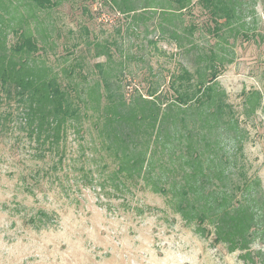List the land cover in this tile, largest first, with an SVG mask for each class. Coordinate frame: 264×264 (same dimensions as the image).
<instances>
[{"label": "rangeland", "instance_id": "obj_1", "mask_svg": "<svg viewBox=\"0 0 264 264\" xmlns=\"http://www.w3.org/2000/svg\"><path fill=\"white\" fill-rule=\"evenodd\" d=\"M52 2L53 7L39 10L31 0H0L6 59L17 58L10 48L22 34L38 47L25 58L28 65L44 68L46 77L62 86L87 92L100 83L96 65L101 64L111 90L128 103L151 89L168 104L174 97L168 88L171 75L185 67L195 82L197 73L205 71L200 57L213 53L218 70L214 90L233 121L201 128L200 119L185 115L186 126H195L199 133L196 149L209 152L203 154L204 169L208 155L223 158V164H211L210 172H219L212 182L226 188L248 178L257 180L264 193V0H233L234 18L217 36L196 0L180 13L174 12V0H117L135 11L122 14L123 20L113 19L103 6L106 0ZM167 9L172 22L162 19L160 11ZM173 32L185 48L171 40ZM104 43L111 52L115 49L111 60ZM98 90L104 106V90ZM22 107L15 95L6 98L0 91V264H252L243 262L238 251L229 253L225 245L215 244L213 235L196 233L195 224L174 211L170 190L161 195L153 192L152 181L135 185L130 179L125 180L127 188H116L110 179L114 159L101 148L90 121L83 123L82 138L68 129L57 172L36 177V170L50 169L57 157L47 152L44 161L36 158ZM155 154L151 180L166 189L174 177L184 183L181 161L170 149L164 156L161 150ZM205 180L207 187L213 186ZM38 211L48 216L43 228L30 222L37 221ZM250 249L264 251V243L255 242ZM254 264L260 263L255 259Z\"/></svg>", "mask_w": 264, "mask_h": 264}, {"label": "trees", "instance_id": "obj_2", "mask_svg": "<svg viewBox=\"0 0 264 264\" xmlns=\"http://www.w3.org/2000/svg\"><path fill=\"white\" fill-rule=\"evenodd\" d=\"M31 1L39 10L55 5L52 0ZM174 1L177 6L174 12L180 13L187 9L191 0ZM103 3L113 13V19L120 16L119 19L123 20L122 14L135 12L132 6L119 5L117 0ZM196 3L209 15L216 36L234 18L233 0H196ZM160 12L164 13L163 20L172 22L170 9ZM188 30H191V26ZM159 31L162 34L165 32L163 28ZM170 36L179 49L185 48L174 32ZM19 38L20 41L10 48L17 58L6 59L3 52L6 47L0 29V91L5 93L6 98L15 95L18 102L22 103V120L28 128V135L36 143V158L44 161L47 152V155L57 157L50 169L36 170V177L57 172L58 166H62L64 161L63 145L68 129H73L82 138L83 123L90 121L101 138V148L114 159L116 169L110 179L116 181V188H127L125 180L130 179L135 185L140 180L152 181L153 192L161 195H166L170 190L172 196L169 202L174 211L186 223L195 224L196 233L200 236L213 235L215 244L225 245L229 253L238 251L243 262L254 264L257 259V263L264 264V251H250L255 242L264 243V193L259 182L244 178L226 188L212 182V178H219V172H210L211 164H223V158L208 155L206 168H203V154L209 152L204 147L201 151L196 149L201 142L199 133L195 126L187 127L183 117L196 116L200 119L201 128L206 125L215 127L220 123L227 125L233 121L232 112L225 110L227 105L223 104L214 90L218 70L213 64L216 57L213 53L207 58L200 57L206 63L205 71L197 73L195 82L194 74L185 67L180 68L178 74L171 75L168 88L174 97L170 103H163L151 89L147 91L146 97L138 95L128 103L122 95L119 97L111 90V83L101 71V64L96 65L100 83L87 92L82 88L62 86L54 77H46L44 68L31 67L25 60L38 52L36 43L22 34ZM150 44L155 45V42ZM102 49L106 59L111 60L115 49L111 52L107 43L103 44ZM102 49L100 54L103 53ZM100 86L104 90V106L99 103L102 97L98 92ZM254 95L258 96V93ZM89 101L92 102L90 107ZM161 106L165 109L162 110ZM87 110H92L95 115L88 114ZM166 122L172 124L169 129L163 126ZM166 149H170L175 160L181 161L180 178L184 180V183L176 182L174 177L175 181L168 189L159 185V180H151L156 150H161V156H164ZM237 174L240 175V172ZM83 178L87 180V176ZM205 179L213 186L207 187ZM37 214V221L31 219L30 222L34 226L38 223L40 228L45 227L47 214L44 211H38ZM206 223L210 229L206 228Z\"/></svg>", "mask_w": 264, "mask_h": 264}]
</instances>
